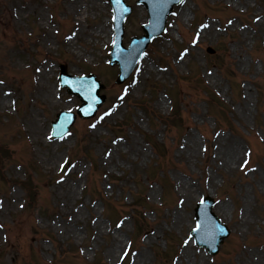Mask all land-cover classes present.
I'll return each instance as SVG.
<instances>
[{
    "label": "rangeland",
    "instance_id": "1",
    "mask_svg": "<svg viewBox=\"0 0 264 264\" xmlns=\"http://www.w3.org/2000/svg\"><path fill=\"white\" fill-rule=\"evenodd\" d=\"M74 1L0 0V264H264V0L183 1L122 84L110 0ZM126 2L127 45L149 15ZM61 63L107 100L54 138L80 104ZM206 195L231 231L215 255L190 236Z\"/></svg>",
    "mask_w": 264,
    "mask_h": 264
},
{
    "label": "water",
    "instance_id": "2",
    "mask_svg": "<svg viewBox=\"0 0 264 264\" xmlns=\"http://www.w3.org/2000/svg\"><path fill=\"white\" fill-rule=\"evenodd\" d=\"M180 1L181 0H140L139 2L146 3L150 11L149 23L143 26L146 34L141 38L134 37L130 48L123 49V24L127 15L131 13V7L127 6L124 0H119V2H117V0H112L115 9L117 30L112 63L119 62L121 65V73L118 82H122L131 74L152 38L159 35L164 30L166 19L172 11L173 4ZM61 75L62 80H64L67 75L64 67ZM92 78L95 85H97L92 95L76 92L69 87L71 92L78 93L82 98L83 105L80 107V113L84 116L94 115L99 105L104 101V96L99 97L98 95L103 86L99 85L95 76H92ZM74 120V114L64 111L61 112L59 114V119L55 123V134L63 135L67 133ZM213 204L214 200L211 197H207L203 204L198 205L196 211L198 212V225H201V228L199 231H194L193 234L196 236V241L199 244L206 245L212 252H216L229 231L225 225L221 224L214 212H212Z\"/></svg>",
    "mask_w": 264,
    "mask_h": 264
},
{
    "label": "bare ground",
    "instance_id": "3",
    "mask_svg": "<svg viewBox=\"0 0 264 264\" xmlns=\"http://www.w3.org/2000/svg\"><path fill=\"white\" fill-rule=\"evenodd\" d=\"M83 2H84L83 0L74 1V3L72 4V10H71L72 12L71 13L73 14V12H74L75 15H80V10L82 8ZM85 2H86V5H87L86 6V11H87V9H89V4L87 3L86 0H85ZM93 3H92V5H93ZM104 27H105V25H101L100 32H98V30L97 31H93V34L101 35V34H103L102 32H105L106 33L105 35H107L106 28H104ZM36 122H37V119L32 121L33 124H35ZM36 128L39 129V126L37 125ZM190 140L193 142V144L197 143V140H196V138L194 136H192L190 138ZM220 151H222V150H219V152ZM239 157L240 156H239L238 150L235 149V148H231L229 153H228V155H227V161L228 162H233V161H236ZM225 164L228 165V163H225ZM179 186L181 188L182 195H190L191 192L193 191V189L190 187V185L186 184L185 182H182V180L179 182ZM178 216H180V212H178ZM119 243H120V240L117 238V236H115L114 240H113V245L119 244ZM185 250L186 249H184V251ZM145 253H146L145 250L141 251V253H140V259L141 260L146 257ZM186 256H187V254H186Z\"/></svg>",
    "mask_w": 264,
    "mask_h": 264
},
{
    "label": "snow or ice",
    "instance_id": "4",
    "mask_svg": "<svg viewBox=\"0 0 264 264\" xmlns=\"http://www.w3.org/2000/svg\"><path fill=\"white\" fill-rule=\"evenodd\" d=\"M117 2H119V0H117ZM229 23H231V21H229ZM204 27L206 28V27H208V25H204ZM181 59H183V56H181ZM0 83H3V82L0 81ZM120 99H123V97H121ZM105 115H110V113H105ZM100 119L103 120L104 117L102 116ZM91 127H92V128H95V127H96V124L91 125ZM51 138H52V137L50 136L49 139H51ZM246 164H247V161H245V166H246ZM73 167H74V165H73ZM200 203L203 204L204 201L201 200ZM117 226L119 227L120 225H117ZM200 228H201V225H197L196 228L193 229V231H199Z\"/></svg>",
    "mask_w": 264,
    "mask_h": 264
}]
</instances>
